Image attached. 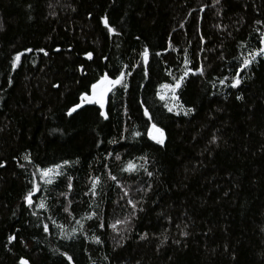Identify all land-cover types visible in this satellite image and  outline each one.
I'll return each mask as SVG.
<instances>
[{"label":"trees","instance_id":"1","mask_svg":"<svg viewBox=\"0 0 264 264\" xmlns=\"http://www.w3.org/2000/svg\"><path fill=\"white\" fill-rule=\"evenodd\" d=\"M262 33L264 0H0V264H264V57L230 87ZM121 72L107 120L94 104L66 117Z\"/></svg>","mask_w":264,"mask_h":264},{"label":"snow or ice","instance_id":"2","mask_svg":"<svg viewBox=\"0 0 264 264\" xmlns=\"http://www.w3.org/2000/svg\"><path fill=\"white\" fill-rule=\"evenodd\" d=\"M216 3H219V0H216ZM102 20L104 22L105 27L108 28V31L110 33L113 32L114 30L111 27H109V25H108L107 18H102ZM257 23H262V22L261 21H257ZM201 40H203V37H201ZM260 45H261V47H259L255 51L249 52L248 56L243 58L242 63L240 64V66L237 68V70L235 72V75L232 76V78H231L230 87L237 88L242 82L241 72L244 69H246L247 67H249L257 59L258 56L259 57H264V33L260 34ZM27 51H31V50L29 49ZM22 55H23V53H17V55L14 57V59L12 61V67L13 68H15L17 66V62L20 61ZM87 55H88V58L91 59L92 53H88ZM142 55L144 57L145 63H147L148 60H149V52H148V50L145 49L144 52L142 53ZM156 55H160V53H156ZM187 63H188V60L186 58L185 59V64H187ZM188 71H191V69H188ZM188 71H185L184 75L181 76L179 78V80L176 81L174 86L166 83V84L162 85V88L170 89L171 92L174 94L175 90L181 86L182 81L188 75ZM196 72L199 73L200 75L204 74L203 68L196 69ZM124 75H125V73L121 72L118 76H116L115 79H110V77L107 74H105L102 77V80H101L100 83L107 84V85H109V87L103 89L101 92H99L97 94L96 89L99 87V83L92 84L91 87H92V93L93 94L91 96L81 95V97H80L81 103L75 104L71 109H69L68 115L71 116L74 113H76L79 109H81L82 104H83L84 101H87L89 104H97V105H99L100 109H104V107H105L104 96H105V94L108 91H111L112 87H115L116 85H122V87H124V88L127 87L126 84H122ZM228 80H229V77L225 76L222 79H220L219 83L221 85L228 86V85H226V81H228ZM236 98L237 99H242V97H240V96H237ZM160 99L162 101L165 100V96L164 95H160ZM171 99H176L175 95H173L171 97ZM164 107L168 108L169 112H171L173 110L172 107L168 106L167 102L164 104ZM190 111H191V109L188 110V112H190ZM188 112H185V115H187ZM99 115L101 117H103L105 120H107L109 118L108 115L104 111H100ZM144 116L149 117V120H151V117L149 116V112H148L147 109L144 110ZM134 134L135 135H139V133H134ZM147 135H148V137L151 140L155 141L157 144H161L162 145L164 143V132L159 127H157V125L155 123L151 124V127L148 128ZM25 159H28V158L25 157ZM117 159H119V157H117ZM29 163H31V160H29ZM70 165H71V162L68 161V160H65L62 163L54 164L52 166L45 167V168H42V169L37 165V172L40 174V176L42 178H47V177H49V174H53V173L55 175H57V176H63L64 175L63 168L65 166H70ZM2 166H3V164H0V167H2ZM134 170H135L134 165H132L131 163L128 165L127 168L124 169V171H134ZM148 175L151 176L152 173L148 172ZM35 177H36V174L34 173L33 174L34 180H35ZM67 179L69 181L67 187H68L69 190H71L72 189L71 177H68ZM111 179L115 180L116 177L112 176ZM44 182L48 183V184H51L53 181L49 178V179H45ZM99 183H100V180H99L98 177L97 178H93L92 184H91V188H90V191H91L92 195H96V188H97V185ZM38 191H40V187H39L38 184L34 183L33 184V189H30L28 191L27 195L25 196V200L27 201V203L30 206L33 204L32 197H33L34 193L38 192ZM85 194L87 195L88 193H85ZM124 195L127 196L128 193L125 192ZM127 203L132 205V207L135 209L136 205L133 203V201L131 199H129L127 201ZM39 207L41 209H43L45 207V205L43 203H41L39 205ZM64 211L67 212L68 208H65ZM92 215H95V213H93ZM92 215L88 216L87 218L88 219H92ZM78 223H79V221H78ZM117 223L118 224L119 223H128V220H127V218H125V220L117 221ZM100 227L103 228L104 225L101 224ZM112 227L115 228V225H112ZM44 230L48 231V226L47 225L44 226ZM13 239H14V237H9V241L10 242ZM94 239H95V241L97 243H100L99 237H95ZM68 259L71 260L72 258L68 257ZM20 264H29V262L27 260L21 258Z\"/></svg>","mask_w":264,"mask_h":264},{"label":"bare ground","instance_id":"3","mask_svg":"<svg viewBox=\"0 0 264 264\" xmlns=\"http://www.w3.org/2000/svg\"><path fill=\"white\" fill-rule=\"evenodd\" d=\"M29 50V49H28ZM42 50V51H41ZM44 51V49L43 48H40V49H38V50H34V52L32 53V54H30V51H21V52H18V53H28V54H26V56L28 57L29 56V59L31 60V62H32V64L33 65H35L36 64V62H34L35 60L34 59H37V57L35 56H33V55H36V53H40V52H43ZM17 55V53L16 52H13L12 53V55H11V59H12V61H13V59H14V57ZM19 63V62H18ZM18 63H17V66H18ZM241 64V63H240ZM16 66V67H17ZM99 81H96L95 83H98ZM95 83H93V84H95ZM92 85V84H91ZM109 87V85H107V84H103L102 85V87H101V89H100V92L103 90V89H105V88H108ZM90 88H91V86L89 87V90H88V93H82V94H80L79 96H78V101H77V104L78 103H81V100H80V97H81V95H90ZM109 92V91H108ZM108 92L105 94V96H104V101H105V107H104V109H100L99 108V105H97V104H94V105H96L99 109H100V111H104L105 113H106V105H107V101H106V97H107V94H108ZM86 104H89L87 101H84L83 102V104H82V106H84V105H86ZM73 107V104L72 105H70L69 107H68V110L66 111V113H65V115H66V117H68L69 115H68V111H69V109H71ZM10 237V236H9ZM11 237H13V235L11 236Z\"/></svg>","mask_w":264,"mask_h":264},{"label":"water","instance_id":"4","mask_svg":"<svg viewBox=\"0 0 264 264\" xmlns=\"http://www.w3.org/2000/svg\"><path fill=\"white\" fill-rule=\"evenodd\" d=\"M102 80V79H101ZM101 80L98 82L99 83V87L96 89V92H97V94L100 92V89H101V87H102V85L104 84V83H100L101 82ZM95 84H97V83H95ZM93 93H92V87L90 88V95L89 96H91ZM86 95V94H85Z\"/></svg>","mask_w":264,"mask_h":264},{"label":"rangeland","instance_id":"5","mask_svg":"<svg viewBox=\"0 0 264 264\" xmlns=\"http://www.w3.org/2000/svg\"><path fill=\"white\" fill-rule=\"evenodd\" d=\"M17 63H18V62H17ZM165 93H166V94H167V96L169 97V95H170V94L168 95V93H167L166 91H165ZM54 175H55V174H54Z\"/></svg>","mask_w":264,"mask_h":264}]
</instances>
